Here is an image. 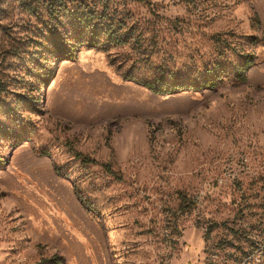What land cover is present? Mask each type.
<instances>
[{
  "label": "rangeland",
  "instance_id": "374dc122",
  "mask_svg": "<svg viewBox=\"0 0 264 264\" xmlns=\"http://www.w3.org/2000/svg\"><path fill=\"white\" fill-rule=\"evenodd\" d=\"M263 30L264 0H0V264H243Z\"/></svg>",
  "mask_w": 264,
  "mask_h": 264
},
{
  "label": "trees",
  "instance_id": "16d2710c",
  "mask_svg": "<svg viewBox=\"0 0 264 264\" xmlns=\"http://www.w3.org/2000/svg\"><path fill=\"white\" fill-rule=\"evenodd\" d=\"M263 35H264V30H263ZM253 56L252 55H249L247 56L244 64L241 66L240 70H239V73L237 75V78L242 81V82H245L247 80V71L250 69V65L253 63ZM214 82H208V85L210 86H214ZM146 86H148L149 88H151L154 92H157V93H161V94H168V93H175V92H178L180 90H182V87L179 86V85H170V86H166V85H156V84H145ZM202 85H206V84H201L200 86ZM77 157L80 158L83 162L85 163H92L94 162V160L88 158V157H85L83 156L82 154L78 153L77 154ZM1 161L0 160V167L3 165L1 164ZM62 258H55V261H61Z\"/></svg>",
  "mask_w": 264,
  "mask_h": 264
},
{
  "label": "built area",
  "instance_id": "2783aa9c",
  "mask_svg": "<svg viewBox=\"0 0 264 264\" xmlns=\"http://www.w3.org/2000/svg\"><path fill=\"white\" fill-rule=\"evenodd\" d=\"M262 241V243H261ZM255 251L247 254L243 264H259L264 262V238L254 243Z\"/></svg>",
  "mask_w": 264,
  "mask_h": 264
}]
</instances>
